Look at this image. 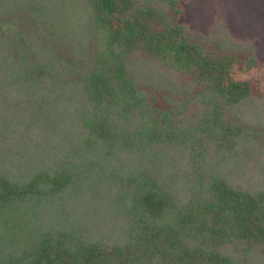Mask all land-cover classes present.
<instances>
[{
    "label": "trees",
    "instance_id": "1",
    "mask_svg": "<svg viewBox=\"0 0 264 264\" xmlns=\"http://www.w3.org/2000/svg\"><path fill=\"white\" fill-rule=\"evenodd\" d=\"M77 1L81 54L0 8V264H264V169L221 166L264 141V59L210 46L181 0Z\"/></svg>",
    "mask_w": 264,
    "mask_h": 264
},
{
    "label": "rangeland",
    "instance_id": "2",
    "mask_svg": "<svg viewBox=\"0 0 264 264\" xmlns=\"http://www.w3.org/2000/svg\"><path fill=\"white\" fill-rule=\"evenodd\" d=\"M180 2L185 24L198 37L202 36L207 42L210 41V46H215L218 42L228 51H236L241 55L242 60H247L253 55L257 60L264 59V0H181ZM15 6L20 8L34 6L36 11H41L42 19L39 24L50 33L52 39L58 42L51 44L58 45L64 52L71 53L73 50L81 54L91 52L94 48L98 49L99 44H96V41L100 38L91 25L90 14L77 0H0L1 9L14 10ZM231 42L244 47L240 49ZM148 77L151 78L149 75ZM172 77L181 79L178 76ZM180 84L184 86V83L180 82ZM257 96L264 99V94ZM202 111L203 106L196 104L191 106L182 118L185 119V123H189L192 117L199 116ZM255 117L245 119V122L250 123L253 129L264 135V113H260V121ZM257 147L252 156H245L244 164L239 168L228 166L225 161L221 164L222 168L230 169L237 176H255L264 169V141L258 143ZM166 156L170 168L178 176L182 177L192 171L187 160L180 164ZM215 157L220 163L221 157L213 153L207 162H211ZM232 158L234 161L238 159ZM170 168L166 166L167 174Z\"/></svg>",
    "mask_w": 264,
    "mask_h": 264
}]
</instances>
